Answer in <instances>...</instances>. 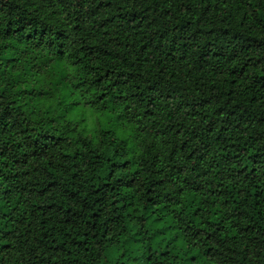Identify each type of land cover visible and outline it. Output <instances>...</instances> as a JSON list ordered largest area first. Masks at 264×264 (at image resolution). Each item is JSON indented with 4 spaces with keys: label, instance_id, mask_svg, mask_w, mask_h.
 <instances>
[{
    "label": "trees",
    "instance_id": "trees-1",
    "mask_svg": "<svg viewBox=\"0 0 264 264\" xmlns=\"http://www.w3.org/2000/svg\"><path fill=\"white\" fill-rule=\"evenodd\" d=\"M0 264H264V0H0Z\"/></svg>",
    "mask_w": 264,
    "mask_h": 264
},
{
    "label": "rangeland",
    "instance_id": "rangeland-1",
    "mask_svg": "<svg viewBox=\"0 0 264 264\" xmlns=\"http://www.w3.org/2000/svg\"><path fill=\"white\" fill-rule=\"evenodd\" d=\"M88 121H90V118L88 119Z\"/></svg>",
    "mask_w": 264,
    "mask_h": 264
}]
</instances>
